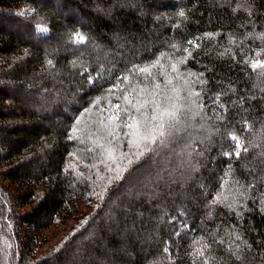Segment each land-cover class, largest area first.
<instances>
[{
  "label": "trees",
  "instance_id": "trees-1",
  "mask_svg": "<svg viewBox=\"0 0 264 264\" xmlns=\"http://www.w3.org/2000/svg\"><path fill=\"white\" fill-rule=\"evenodd\" d=\"M205 262L264 264V0H0V264Z\"/></svg>",
  "mask_w": 264,
  "mask_h": 264
},
{
  "label": "rangeland",
  "instance_id": "rangeland-1",
  "mask_svg": "<svg viewBox=\"0 0 264 264\" xmlns=\"http://www.w3.org/2000/svg\"><path fill=\"white\" fill-rule=\"evenodd\" d=\"M162 108H165V107H161V109ZM143 111L148 115V117L143 118V119H139L141 121V126H140L141 131L140 132L137 131L136 137H135V138H138L139 140L143 139L142 131H143V128L145 126H147L148 128L155 129L156 125H158L160 123L159 118L156 120L152 119V117L155 116L154 112H158L157 109H154V111H153L150 109V106H148V108L143 109ZM164 118L165 117H163V120H164ZM125 126H127V125H125ZM121 127L122 126L118 127V129ZM127 136L134 137V136L130 135L129 133L127 134ZM118 137H119V135H118ZM127 141H128V138L123 139L122 143L124 146H127L126 148L129 150V152L125 153L123 151H118L116 149L115 150V152H116L115 156L112 155L109 158V160L107 161L108 162L107 164L109 165V167H108L109 171L111 172V173L110 172L109 173L112 174L113 176L117 175V173L120 171V169H121L120 163L122 162L123 159L128 158L130 156V148L132 149L134 147V145H132L131 147H128ZM124 143H126L127 145ZM68 164H69V166L71 165L72 167H75L76 169H83L84 170L83 165L75 157L69 158ZM85 167L87 169L86 174H90L91 172L98 173L101 168H104L103 166L102 167H94L91 165L89 167L88 166H85ZM77 205L78 206L76 208V211H80V212L85 211L84 205H82V204H77ZM77 218H78V220H77ZM83 220H84V218L79 217L78 215H75V217H61V218H59L55 225H53L51 228H49L43 232V235L40 239L41 243L38 247V251H42L43 254L44 253L47 254V252L57 248L63 242V240L68 237L69 231L74 229V228L73 229H71V228L74 225H75V228H78L80 226L79 224Z\"/></svg>",
  "mask_w": 264,
  "mask_h": 264
},
{
  "label": "snow or ice",
  "instance_id": "snow-or-ice-1",
  "mask_svg": "<svg viewBox=\"0 0 264 264\" xmlns=\"http://www.w3.org/2000/svg\"><path fill=\"white\" fill-rule=\"evenodd\" d=\"M258 66H261V65H253V67H258ZM163 117H168L171 120H175L176 119V112L174 110L173 111L163 110V111H160L158 113V116H153L152 119L156 120L159 118L160 123L158 125H156L155 129L148 128L147 126H145L143 128L142 137L145 141L155 142L159 137H163L165 135ZM131 119H133L135 121L136 118L132 117ZM127 127L136 128L138 132L141 131V128H140L138 123L128 124ZM234 139H235V137H234ZM142 154L143 153H141V155ZM205 264H207V262H205Z\"/></svg>",
  "mask_w": 264,
  "mask_h": 264
}]
</instances>
